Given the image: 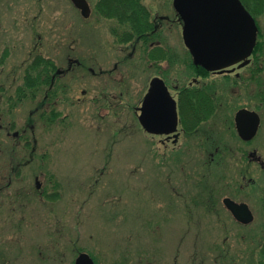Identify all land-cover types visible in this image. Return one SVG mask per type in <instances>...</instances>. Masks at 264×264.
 <instances>
[{
    "label": "rangeland",
    "instance_id": "rangeland-1",
    "mask_svg": "<svg viewBox=\"0 0 264 264\" xmlns=\"http://www.w3.org/2000/svg\"><path fill=\"white\" fill-rule=\"evenodd\" d=\"M86 1L88 18L70 0H0V188L19 165L0 194V264H74L80 252L94 264L257 263L264 170L249 154L264 163V10L237 82L192 67L173 0H140L163 18L162 66L122 46L115 21L95 10L99 0ZM37 58L53 63L50 74L78 62L54 84L61 93L53 112L63 118L41 115L47 86L24 89ZM156 77L174 99L176 86L194 79L211 85L215 117L188 135L178 127L176 142L147 134L138 108ZM8 96L18 100L8 104ZM242 108L261 119L248 143L233 122ZM7 128L23 137L7 136ZM225 198L248 205L253 221L237 223Z\"/></svg>",
    "mask_w": 264,
    "mask_h": 264
},
{
    "label": "water",
    "instance_id": "water-1",
    "mask_svg": "<svg viewBox=\"0 0 264 264\" xmlns=\"http://www.w3.org/2000/svg\"><path fill=\"white\" fill-rule=\"evenodd\" d=\"M84 18L90 8L86 0H70ZM173 8L182 21V39L193 64L207 71H218L240 63H248L257 41L258 28L253 17L240 0H173ZM60 73V72H59ZM141 127L151 135H170L177 129L175 102L162 80L155 78L139 109ZM238 137L251 141L260 126V117L254 111L240 109L234 116ZM253 152L250 156H254ZM259 160V159H258ZM225 208L242 224H249L253 216L244 203L228 198ZM75 264H93L90 257L80 254Z\"/></svg>",
    "mask_w": 264,
    "mask_h": 264
},
{
    "label": "flooded vegetation",
    "instance_id": "flooded-vegetation-1",
    "mask_svg": "<svg viewBox=\"0 0 264 264\" xmlns=\"http://www.w3.org/2000/svg\"><path fill=\"white\" fill-rule=\"evenodd\" d=\"M148 12H149L148 22L150 23L151 27H150V33L148 34L146 41L144 39H141L140 36L131 37L130 39L125 40V41H122L121 38L117 37V41L122 46H125V45L131 46L132 50H134V51L138 50V52L140 51L143 58L146 59L148 62L155 63V64H158L159 66H162V61L164 59H166V58H164V56H167V54H168V47L163 46L162 41L159 38L160 37L159 32L162 31V19L163 18L156 17V16L152 17L151 12L149 10H148ZM79 13H80V11H79ZM110 20L115 21V26L113 28V33H114V32H116V30H118L120 25L116 19L110 18ZM170 57H171V54H170ZM174 58L175 57H171L170 58L171 61ZM250 64H251V59H249V62L243 66H241L240 63H238V64L232 65V66H230L226 69H223V70L207 71L200 66H195L193 64V61H192V67L204 75L223 76L224 80H232V81L235 80L237 82H239L241 80V78H240L241 72L240 71L249 67ZM74 65H78V62L76 60H69V65L67 67V70L62 71V70H58L55 68L53 73H51L49 75V79H48L47 84L43 85V86H47V90L45 91L44 98L39 103V106L41 108V111H44L41 115H43V118L45 120L52 121L55 118H63V117H60L57 112H53L56 109L55 107L57 106V97L60 96V93H61V91H59L58 89H55L54 84L60 76L67 74L72 69V67ZM59 71H62L63 73L60 74V73H58ZM256 72L258 73V70H256ZM254 73L255 72L253 71V73H252L253 77L255 75ZM158 79H160V78H158ZM160 80L163 81L164 85L166 86V88L169 91V88L166 84V81L163 80L162 78ZM149 85H150V83H149ZM208 85L209 84H207V83L201 84V85L197 84V81L194 79L193 83H190L189 87H187V88H185V87L179 88L178 86H176V88H175L176 98L175 99L172 97V95L169 92L170 97L175 102L176 112H177V117H178V127H180V130L182 131L183 134H186V135L189 134V132L184 130L183 125H185L188 128H193L196 125L199 126L201 123L205 122L203 119L202 121H200L197 124L193 120H194V118H196L194 113H195V109L198 106V104H200V103L202 104L203 102H205L204 96L209 97L208 92L206 91V88H212V86L211 85L208 86ZM24 89L28 90V91L34 90L32 88H24ZM21 91H22L21 88L19 90H16L14 93L15 96L17 95L16 93H18V95H19V93H21ZM0 92H2L1 89H0ZM22 92H24V91H22ZM24 96H27V95H24ZM8 97H9L7 100L8 104L13 102V99H15V101L18 100V98L17 99L12 98V96H8ZM194 104H196V105H194ZM141 105H142V103H141ZM199 108H201V106H199ZM47 110H50V112L48 111L49 112L48 118L46 117L47 114H45L47 112ZM51 110L53 113L51 112ZM247 110H250V109H247ZM250 111H253V110H250ZM201 118H205V116H201ZM233 122H234V118H233ZM32 128H33V125H30V129H32ZM5 131H6V135L7 136L11 135L12 138H15V139L18 138L19 139L21 136L23 137V135H20L17 132H13L10 134L8 128ZM164 136H166L167 138L171 137V136H167V135H164ZM172 137H173V142H176L178 136L172 135ZM25 143H26V145H28L29 144L28 140H26ZM33 144L35 145L34 138H33ZM33 150H34V148H33ZM251 160L256 161L259 164V166L264 170V163L261 162V160H256V159H252V158H251ZM18 170H19V165H18V163H16L13 165V168L8 172L7 183L4 187L0 188V194L3 192L4 188L10 187L12 179L14 176H16L15 173ZM41 188H42V184L39 182V178L36 177L35 178V189L37 190L38 193H40ZM240 225L246 226L248 224H240Z\"/></svg>",
    "mask_w": 264,
    "mask_h": 264
},
{
    "label": "trees",
    "instance_id": "trees-1",
    "mask_svg": "<svg viewBox=\"0 0 264 264\" xmlns=\"http://www.w3.org/2000/svg\"><path fill=\"white\" fill-rule=\"evenodd\" d=\"M240 1L254 17L257 15L256 13L264 10V0ZM95 10L105 18L117 20L120 26L118 30L114 32V35L121 38L122 41L138 36L145 41L147 40L151 27L148 22L149 12L141 4L140 0H99L95 6ZM54 67L53 63L43 58H37L26 72L24 88L37 89L47 84L50 72ZM34 74L36 76H33ZM260 96L264 98V91L261 92ZM204 99L205 102L198 104L195 109L194 114L196 118H194L193 121L197 124L204 119L201 118V116H205L207 121L213 118L215 112L213 109L215 104L211 102L209 97L204 96ZM199 106H201V108H199ZM183 127L185 131L192 132L197 130L199 126L196 125L193 128H188L183 125ZM256 262L255 264H264V234L259 244V256Z\"/></svg>",
    "mask_w": 264,
    "mask_h": 264
}]
</instances>
